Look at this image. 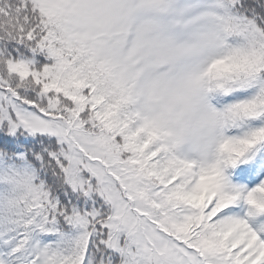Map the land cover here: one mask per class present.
Wrapping results in <instances>:
<instances>
[{
    "label": "snow or ice",
    "instance_id": "1",
    "mask_svg": "<svg viewBox=\"0 0 264 264\" xmlns=\"http://www.w3.org/2000/svg\"><path fill=\"white\" fill-rule=\"evenodd\" d=\"M0 264H264V0H0Z\"/></svg>",
    "mask_w": 264,
    "mask_h": 264
}]
</instances>
